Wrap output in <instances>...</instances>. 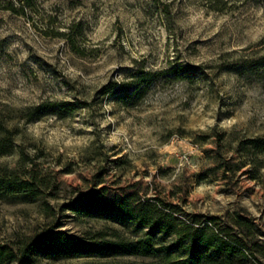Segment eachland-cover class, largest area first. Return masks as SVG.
<instances>
[{
  "label": "rangeland",
  "instance_id": "1",
  "mask_svg": "<svg viewBox=\"0 0 264 264\" xmlns=\"http://www.w3.org/2000/svg\"><path fill=\"white\" fill-rule=\"evenodd\" d=\"M31 3L24 16L0 4V111L13 131L0 156V245L19 259L49 231L145 237L134 219L86 214L78 199L96 190L170 225L156 230V256L115 262H186L179 242L217 217L243 252L227 264H264V154L250 163L244 145L264 137V0ZM173 66L179 80L162 74ZM139 71L161 75L125 98ZM45 103L55 106L36 110ZM201 251L199 264L223 258ZM18 259L0 264L95 262Z\"/></svg>",
  "mask_w": 264,
  "mask_h": 264
},
{
  "label": "trees",
  "instance_id": "2",
  "mask_svg": "<svg viewBox=\"0 0 264 264\" xmlns=\"http://www.w3.org/2000/svg\"><path fill=\"white\" fill-rule=\"evenodd\" d=\"M14 0H0V4L3 5L4 10L11 11L18 15H25V7H31V0H26L25 5L21 4L19 9L15 7ZM22 2L18 0L17 4ZM182 69L177 66L170 67L167 69L163 75L173 76V80H179L180 73ZM161 75V73H151L139 71L134 75L129 86V93H125V98H131L136 96L142 98L149 86L154 83L156 78ZM128 90V89H127ZM125 92H128V91ZM55 106V103H45L39 105L36 110H41L45 108H50ZM28 116V115H27ZM29 116H32L30 114ZM29 118V117H26ZM6 120L3 119L2 112L0 111V156L8 154L12 148V138L11 135L13 131L8 129L5 125ZM245 148L247 147V152L249 153L250 163H255V158L259 155L264 154V137H258L253 139H248L244 143ZM246 156V155H245ZM21 185L26 186L25 181H21ZM8 184L16 185V180L11 179ZM81 202V207L86 214H94L99 212L101 215L107 216V218L112 222H125L127 219H134L138 226H147L148 232L145 237L137 242H130L125 238L121 237L116 230H112L111 235L105 232L99 231L94 234H85L84 237H79L72 234H67L63 231L56 232H46L33 242L27 244L21 251L20 257L18 259L16 253L13 251H8L5 246L0 245V263L4 261H12L18 259L20 263H28L30 261V255L32 253L42 254L48 259L54 260H64V259H85L93 260L95 262L86 264H134V262H115L122 258H153L156 256L160 249H155V239L156 230L158 228H163L165 230L170 227L167 223V227L162 225V217H157V219L150 218L153 215V211L145 207H140L137 211L126 207L122 202L114 203L108 198L101 195L96 190H91L79 199ZM74 210V209H73ZM220 221L217 217L207 218V224L205 230L196 229L195 232L190 233L185 241V244H181V249L188 253L186 262H179L178 264H199L202 259V248H208L212 253L223 255V258L217 256L215 259H211L209 256L207 260H213V264H227V260L230 257L237 254H243L239 250L238 245L240 241L235 239L230 235L227 227L222 228L218 224ZM193 219L190 221H180V225L183 228L189 229L191 224L194 223ZM240 226L241 223H238ZM212 227V228H210ZM247 229L248 226L245 225ZM188 231V230H187ZM113 260V261H111ZM115 260V261H114ZM158 264V263H155Z\"/></svg>",
  "mask_w": 264,
  "mask_h": 264
}]
</instances>
